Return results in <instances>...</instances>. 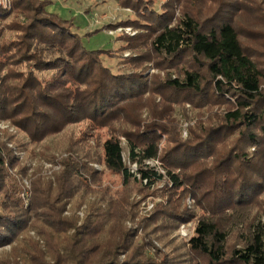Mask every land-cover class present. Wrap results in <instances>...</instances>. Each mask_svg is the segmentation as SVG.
<instances>
[{"label": "trees", "instance_id": "trees-1", "mask_svg": "<svg viewBox=\"0 0 264 264\" xmlns=\"http://www.w3.org/2000/svg\"><path fill=\"white\" fill-rule=\"evenodd\" d=\"M115 1L132 9L133 17L109 22L101 29L115 30L118 26L134 30L140 28L132 36L127 37L125 32L118 34L125 37L121 38L127 45L125 48L136 52L127 60L133 70L128 73H113L103 64L101 55L107 51L85 49L80 35L72 31L73 22L47 9L51 2L14 0L9 13L0 8V19L5 21L13 15L12 20L0 29V118L12 121L18 129L27 133L33 143L82 121L113 129L115 123L125 120L126 125L134 126L136 124L128 120L129 116L124 112L130 111L129 104L141 98L154 83L135 71L141 67V62H153L157 57L167 68L177 69L181 65L178 74L166 77V87L198 99L215 96L227 102L230 108L221 116L219 125L215 123L211 126L207 140L190 139L185 145L187 147L183 146L178 151L180 155L165 151L159 157L157 138L153 135L165 129L160 124H156L155 129L146 125L144 130H137L136 133L123 130L118 135L126 138L128 162L137 165L139 179L147 186L167 175L173 187L180 188L187 182L168 167L191 168L190 171H193L191 175L186 173L187 180L191 181L188 186L191 188L190 196L209 215L197 218L194 234L186 242L197 256L191 264H264L263 222L244 221L242 213L238 215L233 211L225 214L227 224L232 222L235 226L247 228L245 234H240L244 238L242 244L227 250L228 234L220 227L225 225L213 218L217 213L232 210L233 207H250L264 193V93L259 65L253 56L245 52L240 40L243 30L238 26L237 15L245 10L244 0H234L222 13L221 9H215L203 20L195 5L188 7V4L202 1L204 9L215 0H178V17L171 14L169 8L173 12L174 9L168 2L165 7L157 8L147 4V0ZM17 16L22 17L24 22L16 20ZM140 17H147L144 20L148 23L140 22ZM16 29L18 38L7 39L9 32ZM22 62L32 63L33 70L13 69L15 64L20 66ZM43 70L52 72L47 84H43L35 74ZM11 78L22 79V83L10 87ZM257 126L263 130L261 133L255 130ZM240 127L243 130L238 131L239 136L250 143L253 152L236 154L238 164L233 171L230 153L225 154L219 165L208 174L207 179L212 181V186L205 187L206 177L202 174L203 170L198 169L199 160L213 153L214 150H210L214 146L212 140H222L228 129L237 130ZM118 135L113 131L104 139L100 161L105 169L120 174L123 182L129 183L132 179L136 180V176L124 162ZM0 150L7 163L16 161L14 155L6 153L3 148ZM75 154L76 157L69 153L60 159L63 173L68 175L55 194L45 188L34 191L36 202L31 209L43 210L44 214L36 218L41 229L59 240L63 233L72 230L68 240L61 241L64 243L63 252L59 254L57 251L56 257H52L54 263L163 264L155 256L144 252L148 243H142L143 246L134 244V231L125 226L118 231L121 234L114 244H106L103 237L99 238V233L107 226H93L90 209L77 226L72 217L62 216L65 202L79 190L86 191L87 184L84 182H89L94 173L86 175L79 166V160L87 154L83 157ZM158 158L165 174L145 164V160ZM4 162V158L0 157V247L20 246V251L15 247L14 255L32 256L38 251V242L27 234L29 226H24L22 220L28 210L18 214L17 211L6 212L4 208L5 202H10L16 209L20 205L16 190L9 187L5 180ZM212 166L199 165L205 167V171ZM219 171L223 175L216 182L214 176ZM198 189L206 190L201 193L202 199ZM10 196L13 198L8 199ZM188 212L183 209L173 215L178 220L177 224L191 215ZM34 227L42 237L44 233L38 226ZM19 235L24 236L22 240H18Z\"/></svg>", "mask_w": 264, "mask_h": 264}, {"label": "rangeland", "instance_id": "rangeland-1", "mask_svg": "<svg viewBox=\"0 0 264 264\" xmlns=\"http://www.w3.org/2000/svg\"><path fill=\"white\" fill-rule=\"evenodd\" d=\"M41 1L43 3L51 2L47 8L49 11L62 19L73 22L72 31L80 35L82 46L85 49L107 51L101 55L102 62L113 73L133 71L127 60L136 52L131 48H125L127 45L121 39L125 37L118 36V34L125 32L127 37L132 36L140 28L134 30L129 27L130 31H113V28L101 29L109 22H118L127 17H133L132 9L121 6L115 0ZM13 2L14 0H0V8L5 9V13H9L13 9ZM166 2L174 9L173 12L169 8L171 14L178 17L180 15L178 0H147L146 3L162 8L166 6L164 5ZM233 2L234 0H215L207 6L208 8L203 9L202 1H192L188 7L195 5L194 8L200 12L199 16L203 20L210 16L215 9H221L220 13L225 12L229 4ZM244 2L245 10L237 15L238 26L243 30L240 40L245 52L253 56L259 65L262 74L261 88L264 93V0H244ZM209 8H211L210 11H208ZM12 18L13 15L7 17L5 21L0 19V29L4 25L6 26ZM144 19L147 17L138 18L143 24L148 23ZM16 20L24 22L20 16H17ZM118 28L120 27H116V30ZM17 34V29L11 31L7 39H16ZM156 62H160V64H156ZM180 67L181 65L177 69L167 68L157 57L153 62H141V67L135 71L141 72L143 76L154 83L141 98H138L137 101L135 99L132 101L133 103L129 104L130 111L124 112L129 116L128 120L130 119L136 124L134 126L126 125L125 120L115 123L112 126L113 129L97 127L92 123L82 121L70 124L59 133L49 135L38 143H33L27 133L18 129L12 121L0 118V148L16 157L13 164L7 163L0 150V157L5 160V180L9 183V187L16 190L20 204L16 209L10 202H5L4 208L6 212L17 211L18 214L23 213V210H28L22 220L24 226H29L27 234L38 242V251L32 256L28 254L26 257H20V253L13 254L15 247L18 251L21 250L20 246L5 245L0 247V264H55L52 257H56L57 251L59 254L63 252L61 250L64 243L61 241H67L72 230L63 233L60 240L53 237V234L41 229L36 221L38 216L44 214L43 210L31 208L36 202L35 190L45 188L55 194L58 186L66 180L68 174L63 173L64 169L60 165V159L62 160L69 153L75 157V153H79L81 157L87 154L85 158L79 160V166L86 172V175H90L92 171L94 173L88 179L89 182H84L87 184L86 191L79 190L65 202L62 216L72 217L77 226L88 215V209H90V213L93 215V226H107L106 230L99 233V238L103 237L106 244L115 243L118 235L121 234L118 231L126 227L134 231V244L143 246L144 243H148L144 252L149 256H155V259L161 260L163 264H188L197 260V256L186 245V242L194 234L197 218L203 214L208 216L209 213L200 207L202 205H196V201L190 196L191 188L188 186L191 181L187 180L186 173L191 175L193 171H190L191 168L184 170L179 167H168L187 182L180 188L173 187L167 175L162 180L147 186L146 182L139 179V174L136 172L137 165L128 162L126 138L123 135H118L123 130L136 133L137 130H144L146 125H149L150 129H155L156 124L162 125L165 129L158 133L156 131L153 135H156L157 138L159 157L165 151L170 153L173 151L180 155L181 152L178 151L183 146L187 147L185 145L190 139H199L200 141L208 139L211 126L215 123L220 124L221 116L230 106L215 96L198 99V97L187 96L183 92L166 87L164 85L166 77L178 74ZM33 68V64L28 62H22L20 66L16 64L13 66L14 70L22 71L33 70ZM51 73L47 70L35 72L43 84L49 82ZM20 83H22V79L11 78L8 86H17L16 84ZM241 130L243 127L237 130L228 129L222 140H212L211 143L214 146L210 147V150H214L213 153L209 155L205 153L206 156L199 160L201 161L199 165L214 166L205 171V167H199L197 164L198 169L203 170L202 174L206 177L205 182L208 185L204 183L205 187L212 186V181L207 179L208 174L216 165H219L225 154L230 153L233 171L238 164L236 154L253 152L254 148L250 146V143L239 136L238 131ZM255 130L259 133L263 131L258 126ZM113 131L118 135L123 147L124 162L130 166L136 176V180L132 179L129 183H124L120 174L105 169L100 161L102 142ZM157 162L154 164L155 168L165 174V169L159 158ZM91 168L93 169L91 170ZM222 175L219 171L215 176L213 175L214 180L219 181ZM88 187L90 188L88 189ZM205 191L198 189L200 198L201 193ZM1 196L0 194V200H2ZM12 198L13 196H10L8 199ZM183 209L188 210L191 215L177 224L178 220L173 215L181 213ZM231 211L238 215L242 213L244 221L260 220L264 223V193L260 195V199L254 200L250 207H233L232 210L221 211L213 217L218 223L225 225L220 227L228 234L226 238L227 250L241 245V240L244 238L240 234H245L244 232L247 230L245 226H235L232 222L227 224L226 218L228 217L225 214H231ZM184 214L187 216L186 212ZM34 226H38L44 233L42 237ZM23 237L19 235L18 240H22Z\"/></svg>", "mask_w": 264, "mask_h": 264}, {"label": "built area", "instance_id": "built-area-1", "mask_svg": "<svg viewBox=\"0 0 264 264\" xmlns=\"http://www.w3.org/2000/svg\"><path fill=\"white\" fill-rule=\"evenodd\" d=\"M131 29V28H130ZM122 30H124V31H130L129 30V27H127V28H122V27H120V28H118L117 30L115 29V30H113V31H122ZM158 162H157V159H150V160H145V164L146 165H148V166H153V167H156L154 164H157ZM156 169V168H155ZM157 170V169H156ZM158 171V170H157ZM145 182V181H144Z\"/></svg>", "mask_w": 264, "mask_h": 264}]
</instances>
